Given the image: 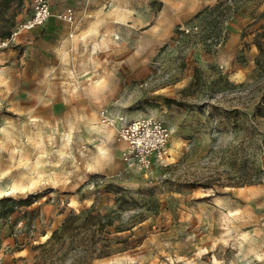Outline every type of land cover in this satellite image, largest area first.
Wrapping results in <instances>:
<instances>
[{"label": "rangeland", "instance_id": "1", "mask_svg": "<svg viewBox=\"0 0 264 264\" xmlns=\"http://www.w3.org/2000/svg\"><path fill=\"white\" fill-rule=\"evenodd\" d=\"M34 1L4 7L0 0V37L31 16ZM240 1L153 21L146 35H112L108 48L92 52L109 57L104 66L79 67L68 62L70 52L60 66L42 34L0 52V199L29 200L8 216L0 205V244L28 253L7 264H264V118L252 117L264 93L256 45L264 11L251 10L232 62L211 60ZM194 22L198 33L181 36L180 27ZM66 24L53 19L33 30ZM251 44V73L235 80V63L241 75L249 71ZM128 59L147 67L125 66ZM233 109L245 114L238 128L225 113ZM104 110L166 123L168 154L150 169L128 166ZM241 173L254 184L231 186ZM93 207L114 219L105 233L111 254L87 260L69 236L62 245L52 234L70 214Z\"/></svg>", "mask_w": 264, "mask_h": 264}, {"label": "crops", "instance_id": "2", "mask_svg": "<svg viewBox=\"0 0 264 264\" xmlns=\"http://www.w3.org/2000/svg\"><path fill=\"white\" fill-rule=\"evenodd\" d=\"M221 1L224 0H51L57 12L69 7L73 8L75 21L66 24L67 30L56 28V26L36 31L28 30L20 36L17 44L21 42L22 45H28L32 37L42 34L41 37L46 38L43 41L48 42L47 49H45L46 54L49 57L52 56L56 63L60 62V66L63 63L64 54L69 52L72 58L68 62H73L79 67L91 68L99 64L104 66L108 65L109 57L94 59L92 52L100 45L101 48H108L112 35L136 37L138 33H142V30L146 35L152 32L151 27H147L152 25L153 21L190 19L216 6ZM239 3L241 5L237 7L230 21L227 42L211 57L215 63L223 64L234 60L251 10L254 9L255 13L264 11V0H242ZM2 8L3 6L0 7V13ZM53 19L59 18L53 16L48 22ZM255 52H257V47L254 44L246 50L249 59L245 65L249 71H246L244 75H241L244 73L242 65L234 64L231 75L235 80L251 73V58L256 56ZM124 62L125 66L129 63L131 67H147L144 66L147 65L145 61L128 59ZM1 194L3 196L6 193ZM27 254L26 249L10 254L5 244H0V264L15 263L17 258L26 257Z\"/></svg>", "mask_w": 264, "mask_h": 264}, {"label": "built area", "instance_id": "3", "mask_svg": "<svg viewBox=\"0 0 264 264\" xmlns=\"http://www.w3.org/2000/svg\"><path fill=\"white\" fill-rule=\"evenodd\" d=\"M53 16L70 23L75 21L73 8L57 12L51 0H35L31 16L17 24L9 35L0 38V52L17 44L23 32L44 26ZM199 27L198 22L182 25L180 35L198 33ZM102 121L108 126H114L118 140L125 143L123 158L128 166L150 169L156 161L168 154L172 129L163 121L153 117L129 119L124 115L113 118L105 110L102 112Z\"/></svg>", "mask_w": 264, "mask_h": 264}, {"label": "trees", "instance_id": "4", "mask_svg": "<svg viewBox=\"0 0 264 264\" xmlns=\"http://www.w3.org/2000/svg\"><path fill=\"white\" fill-rule=\"evenodd\" d=\"M14 0H5V6H9ZM22 0H19L21 2ZM226 2L221 1L218 5H216L213 11L220 9L224 6ZM256 45L258 46L261 54L264 55V31L261 32L256 38ZM258 66L260 68V83L261 87L264 91V61L258 59ZM199 79H195V82H198ZM167 101L169 104L180 102L175 99L168 98ZM218 111V108L215 107ZM226 115L234 116V119L230 121V124L235 128L240 126L242 116H245L243 112L239 109H233L231 112H225ZM252 117L255 119L258 117L264 118V93L262 98L255 104V111L252 113ZM243 177L239 180L235 185L231 186H245L252 185L254 182L249 179L248 173H241ZM206 188L211 187L214 188V185H204ZM29 203L28 199H13L11 197H4L0 199V205H2V214L4 216H8L12 213H15L19 207L23 204ZM105 216L107 213L103 214L102 212L96 210L94 207L89 209L84 216L70 214L63 222L61 229H56L52 238L58 241H62V245H65V240H63L66 236L71 238L72 244H74V248H85L87 252V260H93L95 258L106 257L111 254V239L106 237L105 233L108 231L106 229L108 226L113 225L114 219L108 218L105 220ZM82 219V220H81ZM81 220V221H80ZM16 222V221H15ZM98 225V226H97ZM100 246V251L98 252V248Z\"/></svg>", "mask_w": 264, "mask_h": 264}]
</instances>
